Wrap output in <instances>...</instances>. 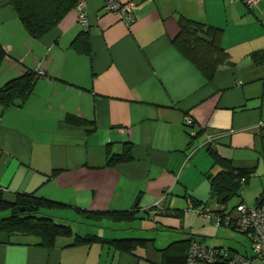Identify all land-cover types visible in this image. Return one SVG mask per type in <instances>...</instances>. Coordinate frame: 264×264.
I'll return each mask as SVG.
<instances>
[{
  "label": "crops",
  "instance_id": "1",
  "mask_svg": "<svg viewBox=\"0 0 264 264\" xmlns=\"http://www.w3.org/2000/svg\"><path fill=\"white\" fill-rule=\"evenodd\" d=\"M136 1L130 26L102 0H90L86 29L73 9L35 39L0 0V87L44 71L22 106H0V189L7 200L21 193L66 204L50 212L76 224V233L151 241L125 253L102 243L69 246L73 237H58L46 249L36 237L0 231V264H162L161 249L191 237L264 264L251 254L249 234L235 228L238 204L264 207V0L251 8L243 0ZM179 15L223 30L229 58L211 82L173 45ZM81 33L89 53L71 45ZM125 143L132 159L107 166ZM209 147L234 168L253 170L235 202L211 190L221 167ZM189 198L213 212L200 215V229L185 230ZM76 208L136 210L137 219L124 226L84 222ZM162 231L173 235L160 239Z\"/></svg>",
  "mask_w": 264,
  "mask_h": 264
},
{
  "label": "trees",
  "instance_id": "2",
  "mask_svg": "<svg viewBox=\"0 0 264 264\" xmlns=\"http://www.w3.org/2000/svg\"><path fill=\"white\" fill-rule=\"evenodd\" d=\"M14 8L18 19L28 34L39 39L54 30L63 17L74 9L76 0H8ZM179 30L173 38V45L186 59H188L211 82L218 69L228 62V53L221 44L223 30L221 28L190 19L183 15L178 17ZM80 53H89L87 33L75 37L71 44ZM260 54L255 53L253 56ZM6 52L0 45V65ZM39 76L34 71L10 79L0 87V106H22L28 99ZM71 123H84L74 116H68ZM192 120V119H191ZM214 164L221 170L211 180V190L220 201L238 195L242 185L246 183L253 170L250 168H234L229 161L222 159L211 147L208 148ZM132 159L130 143L124 144V149L118 154H109L107 166ZM57 172V171H56ZM55 172V173H56ZM190 199V198H189ZM194 205H201L189 200ZM257 206H261L258 204ZM67 206L34 194H16L13 200L4 198L0 189V231L8 235H26L38 239V244L46 249L55 246L58 237H73L69 246L102 243L111 245L115 250L131 253L138 247H145L151 241L145 238H115L106 239L96 234H79L73 231L66 219L53 214L52 210L65 209ZM205 207V206H204ZM75 212L86 222H98L107 219L113 222H131L137 219L136 210L125 211H92L76 208ZM216 212V211H215ZM214 212V215L221 211ZM213 213V212H212ZM221 217V216H220ZM221 221L223 219L221 218ZM173 242L163 249L162 264H186V252L191 240Z\"/></svg>",
  "mask_w": 264,
  "mask_h": 264
},
{
  "label": "built area",
  "instance_id": "3",
  "mask_svg": "<svg viewBox=\"0 0 264 264\" xmlns=\"http://www.w3.org/2000/svg\"><path fill=\"white\" fill-rule=\"evenodd\" d=\"M90 0H76L74 10L77 13V21L86 29L87 3ZM103 8L113 12L125 25L130 26L136 19V11L139 3L136 0L121 2L120 0H102ZM259 0H243L248 7H253ZM38 76L44 74L41 68L35 70ZM189 116L185 117L186 124L191 123ZM210 140V138H209ZM188 209L204 218H209L213 213L206 210L204 205H194L188 201ZM238 212L235 218V228L240 233L249 234L251 238V251L253 257L264 263V207H249L244 203L237 205ZM217 216V215H216ZM229 250L205 245L203 242L193 239L190 241L186 252V264H252L251 257L240 253H233L231 259L226 260Z\"/></svg>",
  "mask_w": 264,
  "mask_h": 264
},
{
  "label": "rangeland",
  "instance_id": "4",
  "mask_svg": "<svg viewBox=\"0 0 264 264\" xmlns=\"http://www.w3.org/2000/svg\"><path fill=\"white\" fill-rule=\"evenodd\" d=\"M236 197H233L232 199H231V201L232 202H235L236 201ZM183 208V213H185V230L188 228V227H191V228H193L194 230L195 229H200L201 227H202V225H203V222L201 221V216L198 214V213H196V212H194V211H192V210H189L188 209V204H187V206H183L182 207ZM181 208V209H182ZM111 222V221H110ZM139 222L140 221H137V222H133V226H135V225H138L139 224ZM210 221H204V224L205 225H207V224H210L209 223ZM68 223H70L71 225H74L75 226V228H77L76 227V224H72L73 222H68ZM131 223V222H130ZM130 223H124V222H120V223H117V225H121V226H124V225H128V224H130ZM111 225H113V222H111L110 223ZM73 226V227H74ZM239 232V231H238ZM107 234H109V232H107ZM163 234H166L164 231H162V233H161V235L160 236H158V238H160V239H163V238H165L166 236H164ZM239 234V233H238ZM167 236H170V235H173V233H167L166 234ZM165 239H167V238H165ZM164 239V240H165ZM157 243H159V240L157 241ZM250 252H251V250H250ZM251 254H252V252H251Z\"/></svg>",
  "mask_w": 264,
  "mask_h": 264
},
{
  "label": "water",
  "instance_id": "5",
  "mask_svg": "<svg viewBox=\"0 0 264 264\" xmlns=\"http://www.w3.org/2000/svg\"><path fill=\"white\" fill-rule=\"evenodd\" d=\"M169 214H171V213H169ZM174 215H176V214H174ZM232 256H233V252L229 250V252H228V256H227L226 260L231 259Z\"/></svg>",
  "mask_w": 264,
  "mask_h": 264
}]
</instances>
